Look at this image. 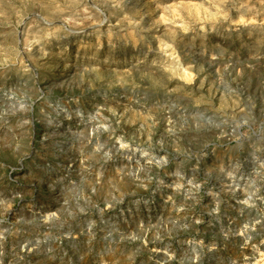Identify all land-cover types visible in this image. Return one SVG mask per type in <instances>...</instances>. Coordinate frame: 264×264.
<instances>
[{"label": "rangeland", "instance_id": "rangeland-1", "mask_svg": "<svg viewBox=\"0 0 264 264\" xmlns=\"http://www.w3.org/2000/svg\"><path fill=\"white\" fill-rule=\"evenodd\" d=\"M0 264H264V0H0Z\"/></svg>", "mask_w": 264, "mask_h": 264}]
</instances>
